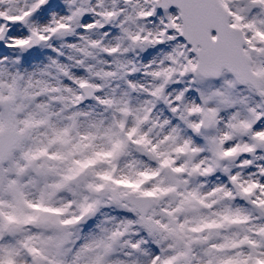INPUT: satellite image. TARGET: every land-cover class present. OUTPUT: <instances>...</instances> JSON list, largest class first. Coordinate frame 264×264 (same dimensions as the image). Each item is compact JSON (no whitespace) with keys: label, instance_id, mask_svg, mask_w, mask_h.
<instances>
[{"label":"snow or ice","instance_id":"6c2138e0","mask_svg":"<svg viewBox=\"0 0 264 264\" xmlns=\"http://www.w3.org/2000/svg\"><path fill=\"white\" fill-rule=\"evenodd\" d=\"M121 2L0 0V63L10 51L41 47L56 53L39 78L26 84L19 71L0 70V264H21L22 255H30L32 264H66L70 253L71 264H141L140 257L149 258L145 264H264V0H123L125 7ZM65 55L67 62L60 59ZM21 60L16 55L12 63ZM141 73L149 84L139 82ZM66 79L78 93L60 86ZM114 81H122L125 91L115 96L117 84L113 96L102 98ZM135 91L151 99L134 110L125 98ZM65 92L72 102L94 98L124 117L134 114L131 129L126 120L113 122L105 133L109 149L95 155L115 159L135 143L159 164L141 173L155 178L151 191L132 196L98 184L96 178L114 177L90 171L96 159L67 165L71 152L50 150L68 133L52 126V114L21 118L36 93L59 94L53 98L66 103ZM252 96L260 101L252 103ZM157 102L174 119L152 121L168 129L153 141L142 126ZM38 107L48 113V105ZM81 114L68 119L75 122ZM34 125H47L53 137L47 143L33 140ZM105 188L117 203L127 198L140 226L166 246L155 240L159 252L153 255L143 247L148 240L123 239L132 220L109 228L114 218L106 217L100 234L77 247L76 225L107 206L86 193ZM62 191L75 199L57 207ZM167 198L164 222L154 208L156 200ZM72 204L78 214L63 218ZM32 225L40 231L31 232Z\"/></svg>","mask_w":264,"mask_h":264},{"label":"clouds","instance_id":"9594fccd","mask_svg":"<svg viewBox=\"0 0 264 264\" xmlns=\"http://www.w3.org/2000/svg\"><path fill=\"white\" fill-rule=\"evenodd\" d=\"M121 7H125L123 0L121 2ZM50 23V21H48ZM98 35V34H97ZM57 42V41H56ZM55 42V43H56ZM264 46V45H260ZM66 54H72L70 49H65ZM13 53H17L16 51H10L7 53L8 59L3 63H0V70H3L7 73H16L19 71L24 76V81L22 83L26 84L29 79L35 80L39 78V71L43 67L44 64H47L49 61L43 64L36 65L32 68H27L22 64H14L12 61L15 58ZM3 57H0L2 60ZM108 59H112L109 57ZM35 74V75H34ZM8 79L7 76L4 77ZM139 82L141 84H149L151 82L150 78L144 77L143 74H139ZM51 86H58L57 81L51 80ZM117 84L120 85L118 91L114 94L119 97L124 91L125 86L122 81H114L112 84L105 88L100 95L102 98H110L113 96L111 91L112 88H116ZM60 86H71L73 88V93L71 95H75L79 92V89L75 85H69V83H65ZM172 92L177 90L175 85L171 86ZM36 92L35 89L32 90ZM245 95H250L249 93H244ZM59 94L52 95H40L36 93V98L31 101L25 113L21 118L27 116V114H34V119H43L45 115L49 113L51 115V124L58 130H63L64 128H68V133L63 137L62 140H57L55 143L50 144V150L52 152H61L64 154H68L71 152L72 154L68 157L66 161L67 165H71L74 159H86L87 157H92L97 160L96 164L90 166V171L93 172H101V171H109L112 173L114 177L113 180H104L102 178H96V182L98 184L103 183L108 187H115L118 191L127 192L132 196H136L142 192H148L152 190L153 184L155 182V178L145 177L141 175V173L146 172L149 168H157L159 167L158 162L150 157L147 153L138 149L135 143H129L128 151L118 158L113 159L112 157L102 156L96 157V152H100L102 150L106 151L109 149L108 138L105 135L107 130L112 127L113 122L115 120H126V130L131 129L134 126V114L124 117L120 112L116 111L115 108L108 107L103 103H100L96 99L92 98V103H87L89 98H86L83 101L72 102L70 99V94L65 92L63 95L65 97H69L68 102H61L58 99H54V96H58ZM128 99L132 108L138 109L144 106L145 101L151 99L142 91L131 92L130 97H126ZM192 99H195L194 97ZM260 101L259 96H252V103H256ZM40 104L48 105V113L42 112V110L38 107ZM80 112L82 113L75 122L68 119L73 113ZM155 119H159L161 122L166 119H174V115L169 112L168 106L163 102H157L156 111L151 114V119L147 121L142 126V132L147 133L153 141H158L162 139L168 132L167 128L161 129L152 126V121ZM75 123V126L73 124ZM98 126V127H97ZM149 129L151 131L149 132ZM117 131H120L117 129ZM33 140L38 142L47 143L49 139L53 137V133L50 127L47 125H34L31 129ZM66 141V143H65ZM87 146V147H85ZM79 167V166H77ZM89 179H93L92 176H89ZM119 179L122 181H126L125 183L115 184L114 180ZM195 182V181H194ZM91 196L92 199H100L102 204H106L107 208L112 210H127L131 207V205H127V198L121 203H117L110 199L112 193L105 188L98 193H86ZM38 195V194H37ZM157 196L160 194L157 193ZM36 198V197H33ZM75 197L68 192L62 191L59 192L56 196V206L62 207L63 205L68 204L70 201H73ZM170 198L167 199H158L155 203L154 210L158 213L157 219L166 222L167 217L163 215V212L170 207ZM127 205V207H125ZM105 206L99 208L98 213L104 209ZM73 213L78 214V210L75 205L72 204L71 207L67 208V210L60 214L65 219H74ZM131 213V212H130ZM131 216H122V217H112V219L106 227L113 228L120 224L121 221L127 222L128 220H132L133 223L128 226V234L124 236V240H133L138 241L140 239H146L154 243L155 240L161 239L160 236H150L147 232L140 226L137 217L134 213H131ZM83 223L76 225L80 231L77 232L79 236V240L81 238V227ZM29 230L33 233H38L40 228L36 225L30 226ZM141 233H146V237L140 235ZM100 233H94L90 235L88 238L84 239L83 243L93 239L98 236ZM19 239V237H16ZM81 243V244H83ZM162 243L166 246L167 241H163ZM155 244V243H154ZM156 245V244H155ZM66 247H72L71 244L66 245ZM144 248L149 249L150 245H143ZM156 247L159 246L156 245ZM120 252L128 251V249H119ZM150 252V251H149ZM152 253V252H150ZM153 255L157 253H152ZM74 253H70L67 257H65L66 264H71V258ZM149 259L148 257H140L141 264H145V261ZM21 264H32V257L30 255H22L21 256ZM83 264V261H81Z\"/></svg>","mask_w":264,"mask_h":264},{"label":"rangeland","instance_id":"374dc122","mask_svg":"<svg viewBox=\"0 0 264 264\" xmlns=\"http://www.w3.org/2000/svg\"><path fill=\"white\" fill-rule=\"evenodd\" d=\"M68 40L76 39V37H68L66 38ZM62 41H57L56 46H60ZM13 55H20L22 57L21 64L24 65L27 68H32L36 65L46 63L48 61L49 56H55L56 53L50 49V48H41L37 47L35 51H29L27 53H13ZM60 59L62 61L67 62V56H61ZM74 72H76L78 75H83L84 71L83 69L74 68ZM65 83H71L69 80H65ZM92 103V101L88 102ZM214 179H216L214 177ZM242 203V201L240 202ZM243 204V203H242ZM131 216L132 214L128 212L127 210H112L110 208L105 207L101 210V212L97 213L95 216L90 217L85 223H83L81 227V238L77 241V247L79 244L83 243L84 239L88 238L90 235L99 232V225H101L102 222L105 221L106 217H122V216ZM140 235H143L146 237V233H141ZM150 245V248L148 249L152 253H158L159 249L156 247L154 243L151 241H148Z\"/></svg>","mask_w":264,"mask_h":264}]
</instances>
